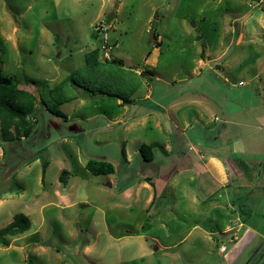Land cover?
Instances as JSON below:
<instances>
[{"label": "rangeland", "instance_id": "rangeland-1", "mask_svg": "<svg viewBox=\"0 0 264 264\" xmlns=\"http://www.w3.org/2000/svg\"><path fill=\"white\" fill-rule=\"evenodd\" d=\"M0 59L37 98L0 133V228L30 221L0 264H264V0H0Z\"/></svg>", "mask_w": 264, "mask_h": 264}, {"label": "trees", "instance_id": "trees-1", "mask_svg": "<svg viewBox=\"0 0 264 264\" xmlns=\"http://www.w3.org/2000/svg\"><path fill=\"white\" fill-rule=\"evenodd\" d=\"M123 66L121 59H106L102 57L100 49L95 47L85 54V66L95 75H110L111 66ZM99 93H106L107 95L118 96L115 93L104 92L101 88L93 89ZM121 104L131 103L132 100L128 97H120ZM37 98L31 91L21 88L10 77L5 76L1 72L0 59V133L5 142H12L20 138H28L33 132V124L29 115L33 112L36 106ZM55 115L64 117L60 111L54 112ZM138 154L144 161H151L153 159V148L149 144L142 143L137 149ZM122 156L125 155L124 149H121ZM42 180L46 170L48 161L42 162ZM85 168L92 174H111L115 171L113 163L104 159L88 158L85 162ZM68 174L66 169H62L59 174V181L66 184L67 180L64 175ZM144 180H149L146 177ZM16 188H20L19 183H14ZM30 228V221L23 213H17L13 219L0 228V246H8L12 237L27 231ZM147 228L146 223L141 225V229ZM31 264V263H30Z\"/></svg>", "mask_w": 264, "mask_h": 264}, {"label": "crops", "instance_id": "crops-1", "mask_svg": "<svg viewBox=\"0 0 264 264\" xmlns=\"http://www.w3.org/2000/svg\"><path fill=\"white\" fill-rule=\"evenodd\" d=\"M118 104L119 105H122L121 104V101H118ZM129 118H132V117H129ZM124 122H125V120H124ZM125 124V123H124ZM139 147V146H138ZM138 147H137V149H138ZM124 152H125V150H124ZM126 153V152H125ZM123 157V159L124 160H126V161H129V162H131V158L130 157H128V155L126 154V155H124V156H122ZM154 158V157H153ZM146 177V176H145ZM221 177L222 176H220L219 174L217 175V180H218V182L220 183V182H222V180H221ZM152 183V182H151ZM153 184V183H152ZM146 186H148L147 184H145ZM153 187H154V184H153ZM155 191H156V189H155V187L153 188V193H152V199L154 198V194H155ZM150 197H151V195L149 194V196H148V198H147V200L146 201H149L150 200ZM152 203V200H150V202H149V204H151ZM148 207V206H147ZM239 225H241L240 223L238 224V226ZM237 230V229H236ZM224 249V246H221V250H223Z\"/></svg>", "mask_w": 264, "mask_h": 264}, {"label": "built area", "instance_id": "built-area-1", "mask_svg": "<svg viewBox=\"0 0 264 264\" xmlns=\"http://www.w3.org/2000/svg\"><path fill=\"white\" fill-rule=\"evenodd\" d=\"M101 49L104 51V58L110 59V56L108 55L107 49H110V45L106 43V38L104 35V41L102 42Z\"/></svg>", "mask_w": 264, "mask_h": 264}, {"label": "water", "instance_id": "water-1", "mask_svg": "<svg viewBox=\"0 0 264 264\" xmlns=\"http://www.w3.org/2000/svg\"><path fill=\"white\" fill-rule=\"evenodd\" d=\"M113 17V11H111L105 19V23L108 24Z\"/></svg>", "mask_w": 264, "mask_h": 264}]
</instances>
